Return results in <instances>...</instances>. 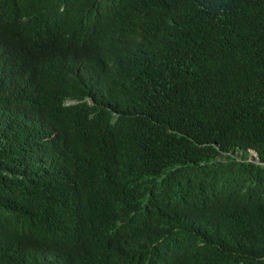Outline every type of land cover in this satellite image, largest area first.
Instances as JSON below:
<instances>
[{
  "label": "trees",
  "instance_id": "16d2710c",
  "mask_svg": "<svg viewBox=\"0 0 264 264\" xmlns=\"http://www.w3.org/2000/svg\"><path fill=\"white\" fill-rule=\"evenodd\" d=\"M53 1L0 0V40L13 44L15 57L25 43L7 19L22 12L42 37L44 26L33 24ZM95 1L68 0L72 19L61 45L75 54L77 76L65 85L44 59L13 70V90L51 123L54 161L79 168L97 152L102 165L119 163L126 177L102 208L100 228L69 231L59 183L16 167L20 135L0 125V177L14 171L0 180V245L19 253L0 264L19 262L25 250L35 256L42 247L66 262L105 236L108 252L83 264H103V257L112 264L124 253L129 264H264V163L245 159L252 147L264 161V0H152L140 18L145 41L130 51L124 40L102 36L91 24L88 11ZM178 15L185 26L170 28ZM121 24L114 19L108 29ZM83 37L86 47L80 49ZM109 62L120 71L122 86L108 108L85 120L61 105L62 95L80 94ZM146 69L164 71L170 86L163 82L162 90L142 91L136 77ZM149 126L140 154L124 157ZM209 141L213 145L202 144ZM235 148L243 149L241 159L215 158ZM39 195L49 209L56 206L50 221L28 216L25 202ZM143 196L141 214L136 204Z\"/></svg>",
  "mask_w": 264,
  "mask_h": 264
},
{
  "label": "clouds",
  "instance_id": "9594fccd",
  "mask_svg": "<svg viewBox=\"0 0 264 264\" xmlns=\"http://www.w3.org/2000/svg\"><path fill=\"white\" fill-rule=\"evenodd\" d=\"M152 0H96L89 7L88 15L91 24L102 36L112 40H124L130 51L145 41L140 18L148 14ZM38 18L33 25H43L45 34L39 36L29 25L22 12H17L7 19L13 22L19 39L25 45L21 55L15 57L14 46L7 40H0V125L4 132L10 127L19 135L17 148L20 161L16 167L30 170V175L42 180H55L59 183L64 197L65 207L70 217V229L82 227L85 231H94L101 226L97 223L104 205L115 195L121 176L126 177L122 166L109 168L102 165L100 155L95 152L89 154L79 168H66L54 161L50 153V142L54 137V130L50 122L44 120L40 114L30 110L17 99L13 90V70H28L46 59L50 63L55 75L66 85L78 74V61L73 51L61 45L62 39L68 34L72 14L68 0H54L38 12ZM118 19L120 26L108 29L110 21ZM185 26L180 15L172 22L170 28ZM77 40V39H76ZM80 49L86 47V41L77 40ZM52 47L51 51L49 48ZM163 82L167 88L171 80H164V71L146 69L137 74L136 85L144 92L162 90ZM122 86V77L115 63L109 62L100 68L89 80L88 84L78 95L64 94L60 98L61 105L70 109L73 115L80 119L89 120L99 110L108 108L112 96ZM152 126L139 132L135 146L124 157L136 158L142 149V139H147ZM76 144L83 145L82 138L76 137ZM212 144L203 142L202 144ZM95 148H97L95 141ZM213 145V144H212ZM246 160L260 161L257 152L247 147ZM243 149L235 148L217 153L218 160L241 159ZM15 167V168H16ZM14 175V171H4L0 180ZM39 191H36V193ZM26 203L28 216L35 221H50L56 211V206L49 209L42 196L39 195L34 203ZM145 203L143 196L137 202L136 208L142 214ZM76 234L77 232H71ZM109 248L105 236L82 257L70 258L66 262L57 261L58 252H51L47 248H38L33 256L25 250L19 262L15 264H83L91 256L104 253ZM109 250V249H108ZM108 250L106 252H108ZM105 252V253H106ZM18 250L0 245V260L12 259L18 256ZM103 264L104 257H103ZM112 264H129L124 254L117 256Z\"/></svg>",
  "mask_w": 264,
  "mask_h": 264
},
{
  "label": "bare ground",
  "instance_id": "6f19581e",
  "mask_svg": "<svg viewBox=\"0 0 264 264\" xmlns=\"http://www.w3.org/2000/svg\"><path fill=\"white\" fill-rule=\"evenodd\" d=\"M42 27H40V29H41Z\"/></svg>",
  "mask_w": 264,
  "mask_h": 264
}]
</instances>
